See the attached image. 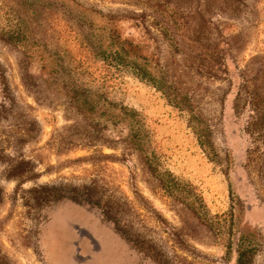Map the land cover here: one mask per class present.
Here are the masks:
<instances>
[{
	"label": "rangeland",
	"instance_id": "374dc122",
	"mask_svg": "<svg viewBox=\"0 0 264 264\" xmlns=\"http://www.w3.org/2000/svg\"><path fill=\"white\" fill-rule=\"evenodd\" d=\"M75 1L141 17L166 53L155 24L163 0ZM189 1L208 10L201 19L186 11L181 23L205 27L189 37L227 41L232 60L227 77L197 72L184 55L174 65L178 93L212 130V154L190 108L164 90L123 73L110 91L139 112L148 150L187 189L176 196L160 190L117 131L85 140L90 129L67 94L48 85L24 49L0 39V264H237L242 245H253L249 264H264V0L181 3ZM184 199L196 200L206 220Z\"/></svg>",
	"mask_w": 264,
	"mask_h": 264
},
{
	"label": "trees",
	"instance_id": "16d2710c",
	"mask_svg": "<svg viewBox=\"0 0 264 264\" xmlns=\"http://www.w3.org/2000/svg\"><path fill=\"white\" fill-rule=\"evenodd\" d=\"M181 1L163 0L156 10V16L162 17H157L155 24L168 47L162 55L158 38L141 17L105 15L75 0H0V39L24 49L27 59L38 62L48 85L67 94L70 106L81 114L90 129L83 138L90 142L91 132L117 131V139L144 157L160 183V190L174 196L187 189L171 171L162 170L156 153L148 150L149 133L139 112L110 97V91L123 73L164 90L172 103L190 108V121L199 143L212 154V130L190 105L188 94L178 93L174 65L178 55H184L193 59L190 66H195L197 72L227 77L232 62L229 43L190 38V33L205 34V27L199 23L191 22L188 27L181 23L188 17L186 11L193 10L192 17L201 19L208 10L193 9L191 1L183 6ZM2 92L3 98H9L4 94L6 91L2 89ZM195 202L186 201L206 220L204 213L195 208ZM228 247L230 253L232 243ZM252 247H239L237 264H249L246 256Z\"/></svg>",
	"mask_w": 264,
	"mask_h": 264
}]
</instances>
